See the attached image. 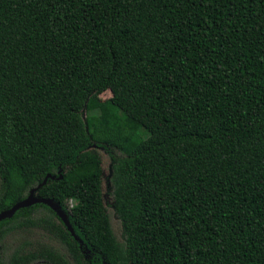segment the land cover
Returning a JSON list of instances; mask_svg holds the SVG:
<instances>
[{
	"label": "trees",
	"instance_id": "1",
	"mask_svg": "<svg viewBox=\"0 0 264 264\" xmlns=\"http://www.w3.org/2000/svg\"><path fill=\"white\" fill-rule=\"evenodd\" d=\"M47 175L83 244L35 204L0 264H264V0H0V213Z\"/></svg>",
	"mask_w": 264,
	"mask_h": 264
},
{
	"label": "water",
	"instance_id": "2",
	"mask_svg": "<svg viewBox=\"0 0 264 264\" xmlns=\"http://www.w3.org/2000/svg\"><path fill=\"white\" fill-rule=\"evenodd\" d=\"M62 178H63L62 176L58 177V179H62ZM49 179L56 180L57 177L53 176V175H47L46 178L44 179V181L42 182V184H40L38 186V188L33 189L30 192L28 198L18 202L11 209L1 212L0 213V222H2L3 220H6V219L12 218L16 214V212L20 209L29 208L35 204H40V203L45 204V205L49 206L61 218V220L66 225L68 231L74 236V238L78 242H80V244H83V241L76 235L74 228L72 227L71 222L69 220L68 214H66V212H64L62 207L57 205L54 202V200H52L50 198H42V197L36 196L37 190L40 189L41 187H43L48 182Z\"/></svg>",
	"mask_w": 264,
	"mask_h": 264
},
{
	"label": "rangeland",
	"instance_id": "3",
	"mask_svg": "<svg viewBox=\"0 0 264 264\" xmlns=\"http://www.w3.org/2000/svg\"><path fill=\"white\" fill-rule=\"evenodd\" d=\"M111 97H112V93H111V91L108 90V91L101 93L98 96V99L101 102H104V101L110 99ZM84 117H85V114H84ZM144 145L145 144H143V146ZM93 148L98 149V151L101 154L102 160H103V165H104V174H103V178H104V190H103L104 200H105L107 205H111L112 199L110 196L109 176H110V168H111V164H112V158L110 157V154L108 153L107 150L100 148V147H97V146H93ZM112 152L114 155H119V153L116 151H112ZM25 240H32L33 241V240H35V237L30 236L28 234V232H20L19 242H24ZM13 242H15V241L13 240Z\"/></svg>",
	"mask_w": 264,
	"mask_h": 264
}]
</instances>
